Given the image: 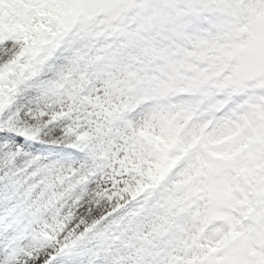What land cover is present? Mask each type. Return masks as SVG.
Instances as JSON below:
<instances>
[{
  "label": "snow or ice",
  "instance_id": "6c2138e0",
  "mask_svg": "<svg viewBox=\"0 0 264 264\" xmlns=\"http://www.w3.org/2000/svg\"><path fill=\"white\" fill-rule=\"evenodd\" d=\"M0 264H264V0H0Z\"/></svg>",
  "mask_w": 264,
  "mask_h": 264
}]
</instances>
